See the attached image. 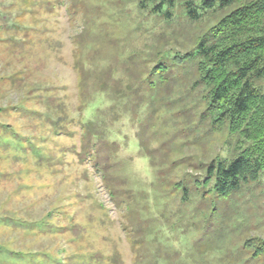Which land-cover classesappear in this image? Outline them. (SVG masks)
I'll return each instance as SVG.
<instances>
[{"label":"rangeland","instance_id":"374dc122","mask_svg":"<svg viewBox=\"0 0 264 264\" xmlns=\"http://www.w3.org/2000/svg\"><path fill=\"white\" fill-rule=\"evenodd\" d=\"M158 3L0 0V264H264V174L205 183L240 149L198 45L234 6Z\"/></svg>","mask_w":264,"mask_h":264},{"label":"trees","instance_id":"16d2710c","mask_svg":"<svg viewBox=\"0 0 264 264\" xmlns=\"http://www.w3.org/2000/svg\"><path fill=\"white\" fill-rule=\"evenodd\" d=\"M175 0H159L154 9ZM144 2V1H143ZM204 9L234 6L209 28L199 42L197 63L199 83L207 111L217 127L226 126L239 137L238 155L230 162H212L205 183L213 182L217 196H228L241 183L264 174V92L253 82L264 80V0H202ZM188 14L197 18L193 3ZM257 242L264 253V237Z\"/></svg>","mask_w":264,"mask_h":264}]
</instances>
